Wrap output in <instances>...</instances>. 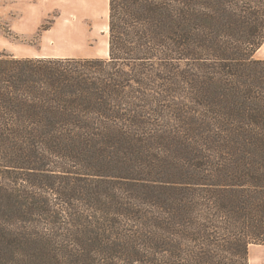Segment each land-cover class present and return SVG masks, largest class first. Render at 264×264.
<instances>
[{
  "label": "trees",
  "instance_id": "trees-1",
  "mask_svg": "<svg viewBox=\"0 0 264 264\" xmlns=\"http://www.w3.org/2000/svg\"><path fill=\"white\" fill-rule=\"evenodd\" d=\"M108 33L106 58L0 54V167L31 165L49 187L53 162L112 183L86 215L74 201L88 184H56L64 208L49 216L0 183V211L14 201L23 222L40 210L47 225L62 213L83 228L58 247L29 232L5 246L0 235V264H248L249 245L264 244V59L253 56L264 0H108ZM165 78L188 85L184 99L145 93ZM120 216L155 226L156 239L96 238L87 226L120 228ZM85 230L100 245L90 261Z\"/></svg>",
  "mask_w": 264,
  "mask_h": 264
},
{
  "label": "rangeland",
  "instance_id": "rangeland-1",
  "mask_svg": "<svg viewBox=\"0 0 264 264\" xmlns=\"http://www.w3.org/2000/svg\"><path fill=\"white\" fill-rule=\"evenodd\" d=\"M101 3L99 9L97 4ZM108 0H0V54L9 53L18 57H42V56H58V57H102L108 56ZM254 58L264 59V42L255 51ZM180 65L179 69H182ZM162 72L171 75L168 69L155 66L153 73ZM167 76V75H166ZM173 80V79H172ZM174 81V80H173ZM156 83H151L145 89L148 95H164L167 100H181L187 95L188 85L181 80L176 79V82L169 84L170 80H155ZM160 83V85H158ZM169 85H171L169 87ZM41 152L43 149H39ZM55 160V159H54ZM50 164V169L57 170L53 182L58 185L69 186L86 185L88 189L84 192L82 199L74 201V206L84 211V214H89L95 211L99 200L107 199V197L99 194V191H106L111 187L112 183L106 184V187L94 185L91 181L96 180L92 175L84 174L85 168L77 166L71 169L67 164ZM61 165V166H60ZM21 166H24L23 164ZM27 167H33L25 164V168L8 169L0 167V183L4 186L6 193L13 195L31 196L28 200L33 203L34 207L41 206L48 209V216L55 214L54 211L62 212L63 208L56 199L55 190L56 184L49 187L46 185L51 179L44 177L38 170H32ZM66 167V168H64ZM70 169L78 172L73 174H64L62 170ZM52 176V175H51ZM85 179L87 181H85ZM85 182H84V181ZM115 184V183H114ZM112 186H117L116 185ZM119 188L124 191V188L119 185ZM115 191V189H114ZM116 192V191H115ZM121 191H118L119 194ZM110 195V194H109ZM111 196V195H110ZM14 198V197H13ZM42 200H46L43 202ZM42 201V202H41ZM13 207H17L18 203L11 201ZM140 208L148 207L145 204H139ZM8 205L3 211H0V235L1 241L6 246L14 243V238L11 234L33 233L50 239L51 247L59 246L67 236V233H78L83 229L80 225L63 224L65 219L64 214L61 216L62 222L56 225H47L44 223L43 211L37 210L30 212L35 221L23 222L21 216ZM41 209V208H40ZM105 209H110L106 206ZM112 210H117L113 207ZM146 214V213H145ZM42 216V217H41ZM58 216V217H60ZM120 218V228L106 227L104 230L98 225H87L91 227L96 234V238H104L98 233H103L104 236L110 238L122 237L137 232L138 236L152 234L156 239L158 229L151 224L145 227L134 225L133 222L125 220V217ZM38 220V221H37ZM63 226V228L61 227ZM68 229H67V228ZM193 229V228H192ZM191 228L188 231L192 230ZM93 232L85 230L84 235H78L82 239L89 242L91 245L90 261L99 255H95V249H100L99 241L94 238ZM115 233H120L119 235ZM73 236V235H71ZM175 238L185 243L184 231L181 234L176 233ZM72 239V238H65ZM137 240V239H136ZM135 240V241H136ZM139 242H145L146 238L141 237ZM66 240H64V243ZM189 244V243H187ZM95 248V249H94ZM61 250H59V253ZM65 253V252H64ZM102 256V253L100 254ZM24 255L20 254L19 259ZM43 257H48L46 254ZM49 258V257H48ZM250 264H264V244L249 245ZM53 261V259H51Z\"/></svg>",
  "mask_w": 264,
  "mask_h": 264
},
{
  "label": "bare ground",
  "instance_id": "bare-ground-1",
  "mask_svg": "<svg viewBox=\"0 0 264 264\" xmlns=\"http://www.w3.org/2000/svg\"><path fill=\"white\" fill-rule=\"evenodd\" d=\"M101 6V3L97 4V8L99 9V7Z\"/></svg>",
  "mask_w": 264,
  "mask_h": 264
},
{
  "label": "crops",
  "instance_id": "crops-1",
  "mask_svg": "<svg viewBox=\"0 0 264 264\" xmlns=\"http://www.w3.org/2000/svg\"><path fill=\"white\" fill-rule=\"evenodd\" d=\"M248 264H250L249 253H248Z\"/></svg>",
  "mask_w": 264,
  "mask_h": 264
}]
</instances>
